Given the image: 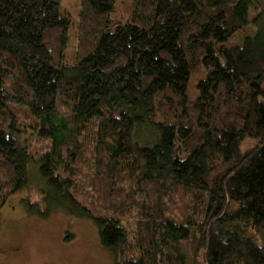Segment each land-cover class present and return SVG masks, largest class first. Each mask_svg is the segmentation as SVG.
<instances>
[{
	"label": "trees",
	"instance_id": "16d2710c",
	"mask_svg": "<svg viewBox=\"0 0 264 264\" xmlns=\"http://www.w3.org/2000/svg\"><path fill=\"white\" fill-rule=\"evenodd\" d=\"M76 1L0 0V209L33 191L115 264H264V0Z\"/></svg>",
	"mask_w": 264,
	"mask_h": 264
},
{
	"label": "rangeland",
	"instance_id": "374dc122",
	"mask_svg": "<svg viewBox=\"0 0 264 264\" xmlns=\"http://www.w3.org/2000/svg\"><path fill=\"white\" fill-rule=\"evenodd\" d=\"M127 1L116 0L120 17ZM76 2L63 0V7L75 12ZM258 29V24H249L235 37L237 43L255 35ZM72 46L70 43L69 48ZM35 195L30 190L19 192L0 209V264H115V256L101 247L97 229L90 220L62 211H55L47 219L29 216L21 198ZM70 234L72 240H67ZM11 248L18 251L9 252Z\"/></svg>",
	"mask_w": 264,
	"mask_h": 264
},
{
	"label": "flooded vegetation",
	"instance_id": "af4514ba",
	"mask_svg": "<svg viewBox=\"0 0 264 264\" xmlns=\"http://www.w3.org/2000/svg\"><path fill=\"white\" fill-rule=\"evenodd\" d=\"M16 251H18V250L12 249V248L9 250V252H16Z\"/></svg>",
	"mask_w": 264,
	"mask_h": 264
}]
</instances>
